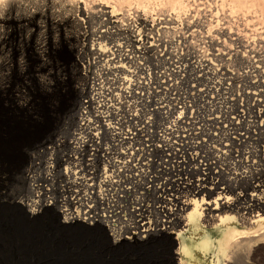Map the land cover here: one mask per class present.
<instances>
[{
  "label": "rangeland",
  "instance_id": "obj_1",
  "mask_svg": "<svg viewBox=\"0 0 264 264\" xmlns=\"http://www.w3.org/2000/svg\"><path fill=\"white\" fill-rule=\"evenodd\" d=\"M64 1L8 0L0 11V264H36L23 256L11 225L36 218L61 224L43 218L45 210L28 217L18 200H34L30 183L47 185L40 180L50 159L64 185L58 159L67 161L68 143L78 134L81 101L95 100L101 82L97 101L118 109L113 122L119 121V129L148 136L155 141L146 143L153 154L159 155L156 145L170 155L160 170L163 192L179 195L177 180L227 184L235 169L254 168L256 178L264 180V24L257 17V0L250 1L255 7L237 4L233 13L230 0H185L180 12L151 2L146 8L129 6V1L107 8L115 0ZM129 84L136 92L147 91L154 107L133 94L119 93ZM107 90L111 96H105ZM72 97V120L64 124L61 119ZM154 108L162 110L152 112ZM89 113L97 120L94 106ZM107 113L111 117L105 123L112 121L111 111ZM128 113L135 120L129 121ZM193 154L206 158L207 164L216 163V157L224 172L190 170ZM156 197L150 188L144 199L151 213L140 212L153 219L146 222L153 230L159 216L163 218L154 207L165 205ZM96 225L90 229L100 227ZM116 226L124 236L120 239L128 238V223ZM100 233L113 248L109 253L100 250L109 264L173 263L169 242L154 245L145 238L144 246L119 247L134 242L115 243L109 233ZM257 249L244 264H264V242Z\"/></svg>",
  "mask_w": 264,
  "mask_h": 264
},
{
  "label": "bare ground",
  "instance_id": "obj_2",
  "mask_svg": "<svg viewBox=\"0 0 264 264\" xmlns=\"http://www.w3.org/2000/svg\"><path fill=\"white\" fill-rule=\"evenodd\" d=\"M7 1L0 0V11ZM128 1L129 6L134 4L146 8L151 2L158 6H168V9L179 12L187 6L185 0H115V4L105 7L116 8L117 5ZM223 1L227 3L228 0ZM242 1L230 0L231 4L228 2L232 13L238 7L237 4L248 5L250 1L254 4L256 0ZM257 2V17L264 24V0ZM252 4L250 3L255 7ZM122 80L127 82L125 78ZM101 84L102 82L97 85L99 86L97 90L100 89ZM97 90L95 100L93 97H85L81 101L78 134L68 143L70 152L66 157L67 161H63L64 157L58 159L62 163L58 173L61 174L64 185L59 184L60 180H57L52 166L54 159H50L51 166L47 168V174L43 175L45 179L40 180L47 185L30 183L33 191L36 190V195L34 200H18L22 211L28 217H34L45 210L43 218L56 219L61 221V224L80 229L101 224L103 226L96 225L100 227L95 226L96 229H93L98 233H109L112 242H134L123 243L119 247L144 246L146 242L154 245L169 242V247L173 251L170 256L174 264H241L240 262L244 264L247 263L246 256L257 254L258 244L264 242V180L259 181L256 178L258 172L254 168L242 172L235 169L227 175L229 183L220 185L217 182L212 185L210 182L207 185L199 180H177L175 186L180 189V194L175 196L167 192L166 194L163 192L166 186L161 183V179H165L160 176L163 172L160 170L165 169V160L171 158L170 155H167L163 147L156 145L153 149L159 148V155L153 154L146 143L152 144L155 141L148 136H136L131 130L124 132L123 129H119V121L113 122L118 115V109L99 103L96 95H101L102 92ZM112 93L107 90L105 96H111ZM119 93L133 94L143 99L148 104L147 107L152 106L148 101L149 93L136 92L130 84L124 91L119 90ZM75 104V98L72 97L61 119L64 124L72 120ZM92 106L98 115L97 120L89 118V110ZM161 110L154 108L152 112L158 113ZM110 111L112 121L105 123L104 119L111 117V114L107 113ZM127 118L133 121L136 117L128 113ZM164 138L161 136L159 141H163ZM135 145H140L141 148ZM172 152L169 151L170 154ZM192 159L195 164L190 170L198 169L200 172L203 169L218 168V172L222 171V167L217 166L219 161L216 157L213 158L216 163L211 162V164H207L206 158L196 154L192 155ZM248 163L250 166L251 162ZM154 173H157L158 177ZM232 174H235L233 178H231ZM19 178L22 179L21 176ZM20 179L17 184L22 188ZM30 180L32 181L31 178ZM180 182L185 183L186 186ZM150 188L157 194L156 199L165 204L154 207L158 210V214H162L166 219H161L160 215L155 230L146 224V222H154L153 219H149V215L146 216L149 218L141 217L140 214L145 211L151 213V207L144 199ZM121 222L128 223V230H131L128 238L122 240L120 238L124 236L117 234L119 228L116 226ZM158 225L161 227L158 228ZM145 238H148L146 242Z\"/></svg>",
  "mask_w": 264,
  "mask_h": 264
},
{
  "label": "water",
  "instance_id": "obj_3",
  "mask_svg": "<svg viewBox=\"0 0 264 264\" xmlns=\"http://www.w3.org/2000/svg\"><path fill=\"white\" fill-rule=\"evenodd\" d=\"M10 229L23 256L36 264H109L100 250L113 251L107 236L90 228L77 229L36 218L20 226L11 225Z\"/></svg>",
  "mask_w": 264,
  "mask_h": 264
}]
</instances>
